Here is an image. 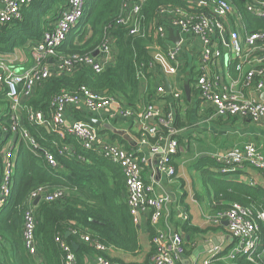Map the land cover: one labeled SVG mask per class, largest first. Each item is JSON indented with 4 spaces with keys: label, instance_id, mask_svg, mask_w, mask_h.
Wrapping results in <instances>:
<instances>
[{
    "label": "built area",
    "instance_id": "built-area-1",
    "mask_svg": "<svg viewBox=\"0 0 264 264\" xmlns=\"http://www.w3.org/2000/svg\"><path fill=\"white\" fill-rule=\"evenodd\" d=\"M87 1L66 0L58 17L43 32L40 40L28 45L31 59L29 67L18 68L16 65L20 59L16 54H11L10 59L0 57V90H5L8 101V118L1 131L3 136L9 134L8 142L2 148L0 208L12 189L17 141L23 143L33 154L41 153L50 169L59 167L56 155L38 144L24 122L44 127L59 138L69 134L82 148L96 152L121 169L130 214L137 222H140L143 215H148L150 225L155 228L151 240L154 253L148 264H179L185 256L182 235L171 229L164 231L156 228L166 212L168 199L156 193L155 185L145 183L143 171L148 166V158L135 155L116 143L100 142V128L71 120L69 110L81 105L94 116L108 117L116 112L117 117L123 120L136 118L140 143L150 144L151 155L159 157L157 169L171 180L176 174L173 164L179 150L175 110L182 96L178 74L183 65L185 50L195 49L193 68L191 67L193 86L199 98L213 108L216 117L247 119L254 124L264 120V29L247 30L241 13L264 21V0H241V9L228 0H176L183 3V7L158 10V21L147 30V34L155 41L148 64V75L152 79L154 73L159 71L169 80L168 96L171 101L166 110L149 104L134 116L130 111H120L118 102L112 97L93 94L83 88L77 95L61 92L55 96L46 117L43 112L27 105L42 82L53 76L72 75L77 67L89 68L99 74L114 61L115 38L112 36L103 39L95 52L96 56L95 53L85 56L59 54L58 50L70 31L79 25ZM147 1L122 0L116 26L126 29L127 36L137 37L144 33L141 29L142 9ZM30 3L31 0H2L0 31L6 25L21 21L22 10ZM168 29L174 31L173 36L179 38L178 43L170 39ZM224 58L239 72L238 78L230 83L225 82L224 75L215 70V66ZM250 60L255 62V66L244 71L243 66ZM139 76L146 88L147 76L141 73ZM157 83L156 94L167 95L161 78ZM115 105L118 106L117 110L112 108ZM67 123L70 124L69 128L65 126ZM14 135H17L16 140ZM56 149V153L62 157L73 153L67 145ZM220 162L233 171L247 165L264 173V155L251 143L226 150ZM64 191L63 188L40 186L29 193L22 224V241L27 255L35 257L38 254L34 201L39 198L45 202H53L62 198ZM208 220L213 226H221L226 222L227 233L234 240V244L222 254V258L230 262L243 259L250 264H264V211L254 214L249 208L234 203L226 210L214 213ZM79 238L97 253H105L109 249L87 235ZM57 241L65 253L62 264H78L70 246L60 239ZM215 251L220 253L216 249ZM216 255H212L209 261L216 259ZM85 264L113 263L95 256Z\"/></svg>",
    "mask_w": 264,
    "mask_h": 264
},
{
    "label": "trees",
    "instance_id": "trees-1",
    "mask_svg": "<svg viewBox=\"0 0 264 264\" xmlns=\"http://www.w3.org/2000/svg\"><path fill=\"white\" fill-rule=\"evenodd\" d=\"M64 1L66 2L31 0L22 10L21 21L1 29L0 55L13 54L16 49L40 40L47 25L58 17ZM228 1L242 8L241 0ZM121 4L122 0H88L79 25L70 31L58 50L59 54L64 56L92 55L105 37L112 36L115 38L114 62L99 74L89 68L77 67L72 75L51 77L35 89L27 101L28 106L43 112L47 117L55 96L61 92L77 95L83 88L93 94L112 97L118 102L120 111H130L134 116L149 104H153L148 98L155 88L148 75V64L155 41L147 34V30L158 21L159 9L172 10L175 7H183V3L176 0H148L142 9L141 29L144 33L137 37L127 36L126 29L116 26ZM241 13L247 30L264 29V21ZM86 35L89 36L86 38ZM140 73L147 76L146 94L141 93L143 82L140 80ZM228 73L233 79L239 76L232 64ZM184 102L188 103L185 97ZM163 109L166 110L165 106ZM177 114L175 111V128L179 129L182 125L176 121ZM74 117L75 121L91 125L93 124L90 120L97 119L81 109L74 112ZM7 118L6 92L0 90V182L3 171L2 148L9 138V134L2 135L1 127ZM24 126L42 148L56 155L59 167L50 169L41 153L35 155L23 143L16 142L13 185L0 208V264H62L65 253L57 239L70 246L78 264H85L86 256L92 259L101 256L113 264H124L120 260L109 258L107 252L97 253L79 238L82 235H87L108 248L132 256L137 255L140 252L138 222L130 214L126 204L125 180L121 169L96 152L82 148L69 134L59 138L44 127L30 125L27 121ZM101 132L109 133L113 139L118 138L108 130ZM65 145L71 146L73 153L68 157L59 156L56 148ZM173 165L176 172V166ZM196 169L200 171L206 189L212 190L214 204L218 203L214 205L216 212L224 211L234 203L249 208L254 214L264 211V188L227 180L229 174L222 171L228 169L224 163L205 157L198 162ZM40 186L63 188L65 191L59 200L45 202L39 199L34 205L38 254L33 257L27 255L22 241L23 213L29 193ZM173 215L172 211L170 221H173ZM148 226L152 240L155 230L149 222ZM177 226L189 237L190 243H193L196 235H205L211 231L193 227L188 217L177 223ZM176 232L179 233L177 230ZM73 243L78 246L76 251L72 248ZM184 247L185 255L189 256L193 250H187L189 244ZM153 253L154 249L145 264L150 262ZM233 263L250 264L243 259H237Z\"/></svg>",
    "mask_w": 264,
    "mask_h": 264
},
{
    "label": "crops",
    "instance_id": "crops-1",
    "mask_svg": "<svg viewBox=\"0 0 264 264\" xmlns=\"http://www.w3.org/2000/svg\"><path fill=\"white\" fill-rule=\"evenodd\" d=\"M65 2V1H64ZM63 2V7L65 6ZM2 0H0V5ZM53 23V22H52ZM49 23L47 27L52 24ZM28 46L15 51L20 61L17 63L18 68H27L31 64V59L28 54ZM195 49L192 51L187 49L182 56L183 65L179 69V82L182 91V96L178 101L176 110L177 119L180 126L178 135V154L174 159L176 166L175 176L169 180L166 174L159 172L157 169L159 157L152 156L150 153V144H141L139 141V127L136 118L120 119L116 112H112L110 116L104 117L101 115L96 118L102 123L110 125L111 128L99 127L100 142L110 141L123 147L124 149L134 153L138 156L148 158V166L144 168L143 178L145 183L155 185L156 193L159 196L168 199V205L164 216L158 223L156 228L164 231L171 229L182 234L185 245L189 244L187 250H195L199 246H205L210 243L211 239L217 241L218 246L214 250L200 254L195 262H192V253L185 255L180 264H206L212 255H216L208 264H234L222 258V254L226 252L234 244V240L227 233L226 226H213L208 218L216 211L214 209V199L212 190L209 191L204 186L201 178V173L196 169L198 162L205 157H211L220 161L226 150L234 147H240L245 144H254L264 155V120L259 124H254L247 119H240L235 117L218 118L214 115L213 108L205 104L198 96L196 88L193 86V79L191 78L192 61L194 60ZM10 55H0L6 59H10ZM114 62V61H113ZM230 61L227 58L221 59L215 66V70L222 73L225 82H232L233 78L228 73ZM255 66V62L250 60L243 66L246 71ZM164 78L161 72L154 73L151 79L155 88L149 93L148 98L154 105L167 108V104L171 98L167 95H157L156 85L158 79ZM168 80V79H167ZM169 82V80H168ZM185 83L189 84L190 98H186L183 86ZM170 84V83H169ZM143 85V84H142ZM141 93L146 94V88H141ZM248 93V92H246ZM143 94V95H144ZM254 95L253 93L251 94ZM187 100L188 103L184 102ZM143 107H139L141 109ZM85 110L81 105L72 107L69 110V117L73 120L74 112ZM86 111V110H85ZM176 118V117H175ZM95 119V118H93ZM102 130H108L113 135H117L121 139H113L109 133H103ZM72 150L73 148L69 146ZM222 170L227 172V180L237 181L249 185H257L264 188V173L256 171L247 165L233 171L230 167ZM172 194L175 198H171ZM183 201V202H182ZM174 212L173 221H170L171 212ZM148 215H143L138 222L139 228V245L140 252L135 255H128L119 250L109 248L107 255L114 260H120L124 264H145L148 256L153 251L149 235V219ZM189 218L190 225L201 230H209L205 235H196L193 243L189 242V237L184 234L177 226V223L183 222L185 218ZM153 228V227H152ZM155 229V228H153ZM215 249L220 252L219 254ZM192 251V252H193ZM92 258L85 257V263L90 262ZM40 261V260H38Z\"/></svg>",
    "mask_w": 264,
    "mask_h": 264
},
{
    "label": "water",
    "instance_id": "water-1",
    "mask_svg": "<svg viewBox=\"0 0 264 264\" xmlns=\"http://www.w3.org/2000/svg\"><path fill=\"white\" fill-rule=\"evenodd\" d=\"M168 33H169L170 39L173 40V42L178 43L179 38L173 36L174 31H173L172 29H168ZM224 39H226V36H224ZM96 55H97V53L94 54V56H96ZM163 78H164V88H165V91H166L167 94H169V93H170V84H169V82H168L166 76L163 75ZM183 89H184V92H185V96H186V98L189 99V98H190L189 84H188V83H185V85L183 86ZM263 99H264V95L262 96V100H263ZM112 108H113L114 110H117V109H118V106L115 105V106H112ZM90 122H91L93 125H95L96 127H103V128H108V129L111 128L110 125L102 124V123H101L99 120H97V119H91ZM65 126H66V128H69V127H70V124L67 123ZM16 138H17V135H14V140H16ZM169 195H170L171 198H173V199L175 198L172 194L169 193ZM38 202H39V198H37V199L34 201V205H36ZM223 224H224L225 226L227 225L226 222H223ZM68 236H69V233L66 234V237H68ZM217 246H218L217 241H216L215 239H211L209 244H207V245H205V246H199V247H197V248L192 252V258H191V259H192V262H195L196 259L198 258V256H199L200 254H203V253H206V252H208V251H210V250H213V249H214L215 247H217ZM72 248H73L74 251H76V250L78 249V246H77L76 244L73 243V244H72Z\"/></svg>",
    "mask_w": 264,
    "mask_h": 264
},
{
    "label": "rangeland",
    "instance_id": "rangeland-1",
    "mask_svg": "<svg viewBox=\"0 0 264 264\" xmlns=\"http://www.w3.org/2000/svg\"><path fill=\"white\" fill-rule=\"evenodd\" d=\"M87 33H89V31L87 32ZM89 35H86V38L88 37ZM21 48H18V49H16V51H18V50H20ZM15 52V51H14ZM256 146V145H255ZM241 147V146H240ZM257 147V146H256ZM179 234L180 235H182L180 232H179Z\"/></svg>",
    "mask_w": 264,
    "mask_h": 264
}]
</instances>
